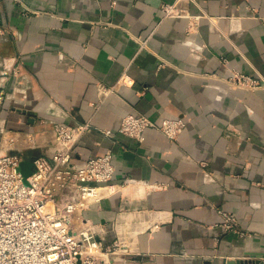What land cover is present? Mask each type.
<instances>
[{"label":"crops","instance_id":"1","mask_svg":"<svg viewBox=\"0 0 264 264\" xmlns=\"http://www.w3.org/2000/svg\"><path fill=\"white\" fill-rule=\"evenodd\" d=\"M179 4L186 18H164ZM264 0H0V155L51 156L56 125L117 132L185 118L176 141L85 134L73 164L113 154L115 192L83 212L116 264L264 262ZM232 214L246 236L223 229Z\"/></svg>","mask_w":264,"mask_h":264},{"label":"built area","instance_id":"2","mask_svg":"<svg viewBox=\"0 0 264 264\" xmlns=\"http://www.w3.org/2000/svg\"><path fill=\"white\" fill-rule=\"evenodd\" d=\"M185 13L179 4L162 6L164 18H186ZM223 80L234 89H264L263 81L240 72ZM4 101L0 90V110ZM187 126L185 118L155 122L141 114L124 116L116 133L90 123L56 125L52 130L54 152L33 160V174L27 183L19 171L25 157L0 155V264H116L126 255L119 220L115 238L104 243L83 215L115 192L113 154L108 151L77 166L72 162L76 144L93 131L111 139L120 134L144 141L151 129L176 141ZM223 229L246 236L229 213L223 214Z\"/></svg>","mask_w":264,"mask_h":264},{"label":"water","instance_id":"3","mask_svg":"<svg viewBox=\"0 0 264 264\" xmlns=\"http://www.w3.org/2000/svg\"><path fill=\"white\" fill-rule=\"evenodd\" d=\"M33 162L30 161H23L20 164V168L19 171L22 173L23 177H24V181L25 183H27V179L33 174ZM237 264H264V262H252L249 260H244V261H240Z\"/></svg>","mask_w":264,"mask_h":264},{"label":"rangeland","instance_id":"4","mask_svg":"<svg viewBox=\"0 0 264 264\" xmlns=\"http://www.w3.org/2000/svg\"><path fill=\"white\" fill-rule=\"evenodd\" d=\"M81 223V222H80ZM118 264V263H117Z\"/></svg>","mask_w":264,"mask_h":264}]
</instances>
